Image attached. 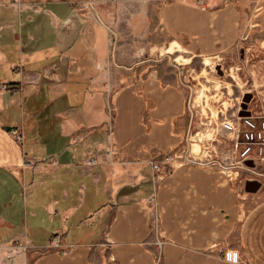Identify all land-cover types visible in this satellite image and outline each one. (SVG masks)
Here are the masks:
<instances>
[{"label":"crops","instance_id":"1","mask_svg":"<svg viewBox=\"0 0 264 264\" xmlns=\"http://www.w3.org/2000/svg\"><path fill=\"white\" fill-rule=\"evenodd\" d=\"M90 1L0 0V264H264L263 188L178 162L188 92L177 72H143L134 33L159 8L168 34L211 54L247 21L206 0ZM191 9L216 20L185 28ZM174 155L153 190L152 162Z\"/></svg>","mask_w":264,"mask_h":264},{"label":"rangeland","instance_id":"2","mask_svg":"<svg viewBox=\"0 0 264 264\" xmlns=\"http://www.w3.org/2000/svg\"><path fill=\"white\" fill-rule=\"evenodd\" d=\"M94 1L100 5L98 0ZM206 1L215 7L232 5L237 15H242L243 20L247 21L246 32L240 42L211 54L194 51L186 46L194 37L183 30V43H179L165 29L159 8H154L150 27L134 29L136 38L144 39L143 45L136 46L137 61L146 65L143 69L145 73L170 78L172 72H177L178 82L188 92L192 122L186 148L189 152H182L183 158L178 162L215 167L223 171L229 180L227 169L235 172V176L236 171H239L241 176L238 185L242 178L246 179L245 183L251 179L257 180L262 183L264 191V170L259 167L260 175H255L235 165V137L226 128V123L234 115L264 109V70H261L264 68V0ZM182 14L184 24H187L185 28L216 20L210 12L201 9L185 10ZM173 43L178 45H175L177 48ZM108 92L106 101L110 113L114 93ZM246 166L253 167L254 163L247 162ZM151 184L154 190L157 183L153 178Z\"/></svg>","mask_w":264,"mask_h":264},{"label":"built area","instance_id":"3","mask_svg":"<svg viewBox=\"0 0 264 264\" xmlns=\"http://www.w3.org/2000/svg\"><path fill=\"white\" fill-rule=\"evenodd\" d=\"M110 1L114 0H98L100 4H105ZM89 3L90 6L94 7L96 2L91 0ZM226 128L233 134V137H235V165L253 172L255 175H260L259 167L260 170H264V109L251 111L248 116H240L239 114L234 115L233 118L226 123ZM17 137L21 140L19 135H17ZM184 151L183 153L189 152V150ZM179 158L180 157L177 155H174L168 156L165 160L159 162H152V178L154 182L158 183L172 168H174L175 161ZM247 162L254 163V166H246ZM96 163V158H92L88 162L90 165H95ZM227 171H229L228 176L232 181H239V177L241 176L239 171H236V176L233 171H231L233 175L231 174L230 169H227ZM242 179V182L246 181L245 178ZM155 199V196H151V203H155ZM156 244L159 249L158 262H161L164 241L158 238Z\"/></svg>","mask_w":264,"mask_h":264},{"label":"water","instance_id":"4","mask_svg":"<svg viewBox=\"0 0 264 264\" xmlns=\"http://www.w3.org/2000/svg\"><path fill=\"white\" fill-rule=\"evenodd\" d=\"M244 108H246V105H244ZM241 116L249 115V113L241 112ZM4 129L8 132L12 133H18L19 127L18 126H5ZM262 188V183L257 180H248L246 182V189L248 192L256 193Z\"/></svg>","mask_w":264,"mask_h":264},{"label":"bare ground","instance_id":"5","mask_svg":"<svg viewBox=\"0 0 264 264\" xmlns=\"http://www.w3.org/2000/svg\"><path fill=\"white\" fill-rule=\"evenodd\" d=\"M239 115H240V114H239ZM249 115H250V114H249ZM240 116H241V115H240ZM246 116H248V115H246ZM90 160H91V159H90ZM176 160H177V159H176ZM175 162H176V161H175ZM96 164H97V163H96ZM96 164H95V165H96Z\"/></svg>","mask_w":264,"mask_h":264}]
</instances>
